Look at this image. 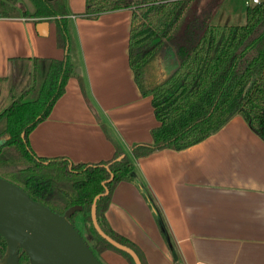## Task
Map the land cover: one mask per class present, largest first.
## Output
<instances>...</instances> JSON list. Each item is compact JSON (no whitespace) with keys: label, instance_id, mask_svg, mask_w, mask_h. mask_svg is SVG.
<instances>
[{"label":"crops","instance_id":"crops-1","mask_svg":"<svg viewBox=\"0 0 264 264\" xmlns=\"http://www.w3.org/2000/svg\"><path fill=\"white\" fill-rule=\"evenodd\" d=\"M65 1L80 71L28 135L34 152L97 163L114 156L117 142L136 179L115 186L105 216L145 264H264V139L235 115L198 143L135 158L133 147L152 143L158 122L130 65L132 9L88 17L86 0ZM225 2L232 16V0ZM252 2L244 1L246 10ZM66 52L54 19L0 15V80L8 83L15 57L63 59ZM95 252L103 264H130L113 249Z\"/></svg>","mask_w":264,"mask_h":264},{"label":"trees","instance_id":"trees-1","mask_svg":"<svg viewBox=\"0 0 264 264\" xmlns=\"http://www.w3.org/2000/svg\"><path fill=\"white\" fill-rule=\"evenodd\" d=\"M223 2L86 0L84 15L88 17L122 8L133 12L130 65L141 93L152 96L158 122L151 131L152 143L133 147L135 158L157 149H182L198 143L235 115H241L264 139V0L247 7L245 23L216 24L213 20ZM32 3L34 10L30 13L22 8V14L54 19L57 43L67 52L63 59L15 57L8 83L0 80V176L57 213L82 205L83 210L70 220L75 225V215L83 213L87 235L78 230L94 252L113 249L135 264L128 253L99 234L91 218L93 199L104 192L102 182L113 173L107 183L109 193L97 202L98 222L107 234L135 249L145 264L138 247L115 232L105 216L115 186L121 180L136 179L134 161L117 142L114 156L97 163L39 156L29 144L28 135L50 115L78 66L66 1ZM0 15L19 16L16 0H0ZM6 83L7 92L2 94ZM0 239L4 243L1 234ZM20 261L30 264L22 249Z\"/></svg>","mask_w":264,"mask_h":264},{"label":"water","instance_id":"water-1","mask_svg":"<svg viewBox=\"0 0 264 264\" xmlns=\"http://www.w3.org/2000/svg\"><path fill=\"white\" fill-rule=\"evenodd\" d=\"M39 24L48 25V22ZM113 176L111 173L110 178L102 182L104 192L93 199L94 227L109 243L128 253L135 264H143L135 249L107 234L98 222L97 202L109 193L107 183ZM78 210H83V206L75 204L63 214L57 213L33 199L19 185L0 176V234L7 243L3 257L0 252V264H20L21 249L29 256L30 264H103L70 220Z\"/></svg>","mask_w":264,"mask_h":264},{"label":"rangeland","instance_id":"rangeland-1","mask_svg":"<svg viewBox=\"0 0 264 264\" xmlns=\"http://www.w3.org/2000/svg\"><path fill=\"white\" fill-rule=\"evenodd\" d=\"M245 0H232V3L234 5V13L232 16H230L232 13H230V8L227 5V3L225 2L222 5L221 11L225 14V18L224 19H220L219 18V14L220 12L215 16L213 22L216 24H243L245 23V12H246V6L244 4ZM16 4L17 7L19 8V12L20 14H22V8L26 9V11L28 10V12H32L34 10V5L32 3V0H16ZM7 85L5 84L4 86V90L2 92V94H5L7 92ZM1 144V141H0ZM83 218V213L82 212H78L75 215V225L78 229L82 230V233L86 236L87 233L85 231V229H83V225H81L80 220Z\"/></svg>","mask_w":264,"mask_h":264},{"label":"flooded vegetation","instance_id":"flooded-vegetation-1","mask_svg":"<svg viewBox=\"0 0 264 264\" xmlns=\"http://www.w3.org/2000/svg\"><path fill=\"white\" fill-rule=\"evenodd\" d=\"M6 249H7V243H6V240H5L4 243H3V242L1 241V239H0V252L2 253V257L5 255ZM19 261H20V258H19ZM20 264H21V261H20Z\"/></svg>","mask_w":264,"mask_h":264},{"label":"built area","instance_id":"built-area-1","mask_svg":"<svg viewBox=\"0 0 264 264\" xmlns=\"http://www.w3.org/2000/svg\"><path fill=\"white\" fill-rule=\"evenodd\" d=\"M260 0H253V3H259Z\"/></svg>","mask_w":264,"mask_h":264}]
</instances>
